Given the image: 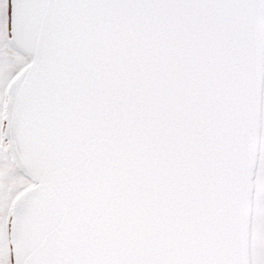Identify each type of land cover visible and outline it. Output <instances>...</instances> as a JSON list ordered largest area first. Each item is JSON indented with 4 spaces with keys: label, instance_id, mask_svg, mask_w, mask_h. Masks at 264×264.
<instances>
[{
    "label": "snow or ice",
    "instance_id": "snow-or-ice-1",
    "mask_svg": "<svg viewBox=\"0 0 264 264\" xmlns=\"http://www.w3.org/2000/svg\"><path fill=\"white\" fill-rule=\"evenodd\" d=\"M0 264H264V0H0Z\"/></svg>",
    "mask_w": 264,
    "mask_h": 264
}]
</instances>
